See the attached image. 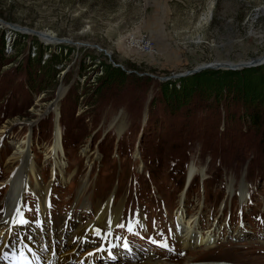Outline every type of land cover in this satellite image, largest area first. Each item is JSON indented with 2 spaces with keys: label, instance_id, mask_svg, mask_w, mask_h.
Wrapping results in <instances>:
<instances>
[{
  "label": "rangeland",
  "instance_id": "1",
  "mask_svg": "<svg viewBox=\"0 0 264 264\" xmlns=\"http://www.w3.org/2000/svg\"><path fill=\"white\" fill-rule=\"evenodd\" d=\"M17 26L71 44L45 45L39 36L14 30ZM77 43L96 45L110 57ZM37 50L43 60L51 51L62 54L53 76L28 68ZM263 54L264 0H0V211L7 207L14 168L22 172L11 160L13 147L25 142L37 173L28 176L21 208L28 223H39L53 236L71 238L81 225L97 222L89 204L101 208L118 190L112 206L119 201L117 211L122 204L125 214L111 236L122 255V244L134 253L155 254L140 226L129 231V214L146 216L148 231L154 232L178 207L182 223L185 215V224L197 215L196 231L203 236L218 224L219 232L212 233L218 238L213 248H187L173 230L162 261L183 264L203 257L264 264V122L250 126L238 104L209 109L191 103L173 111L162 103L159 82L151 77L169 78L214 59L237 62ZM107 63L134 76L122 87L102 86ZM54 102L57 116L50 108ZM57 131L60 169L52 168L49 158ZM174 163H186L185 171H172ZM189 167L199 174L181 198ZM133 175L139 179L135 186ZM53 181L48 209L40 212L38 191ZM244 183L249 196L242 206L237 192L244 197ZM156 206L162 214L158 222ZM113 215L107 211L103 223ZM95 236L88 237L99 239ZM62 247L58 252L69 243Z\"/></svg>",
  "mask_w": 264,
  "mask_h": 264
},
{
  "label": "trees",
  "instance_id": "2",
  "mask_svg": "<svg viewBox=\"0 0 264 264\" xmlns=\"http://www.w3.org/2000/svg\"><path fill=\"white\" fill-rule=\"evenodd\" d=\"M62 54L50 52L43 60V52L38 51L28 58V68L39 69L42 76H53L56 65L62 64ZM103 75L100 79L102 86H124L130 82L133 73L127 74L112 63L103 64ZM159 82V81H158ZM161 101L173 111L187 109L191 103L208 106L209 109L229 108L239 105L241 119L250 126H259L264 122V66L250 67L238 71L206 70L190 77L173 79L169 82H159ZM153 165V161H149ZM172 165V164H171ZM183 166H172L174 172H184ZM250 167V164H249Z\"/></svg>",
  "mask_w": 264,
  "mask_h": 264
},
{
  "label": "bare ground",
  "instance_id": "3",
  "mask_svg": "<svg viewBox=\"0 0 264 264\" xmlns=\"http://www.w3.org/2000/svg\"><path fill=\"white\" fill-rule=\"evenodd\" d=\"M49 35L50 38H45L43 36L38 37L45 45H51V44H70V43H66V42H57L54 38V36L52 34H46ZM150 48V47H149ZM144 49V48H143ZM217 61V60H215ZM219 62V61H217ZM239 62H244V61H239ZM58 101V100H56ZM51 110L53 109V112L56 114V116L58 115L57 113V103L54 102V104L50 107ZM49 153L51 155L50 160L53 161V168L55 169H60V163H59V157H60V153L62 151V148H60V142H59V135H58V131L56 133V135L54 136L53 139V145L51 147H49ZM14 151H13V155L11 157L12 161H17L16 163L19 165V168L22 169V172L20 173V170L16 172V174L10 178V181L7 183L8 188L10 189V194L6 199V203H7V207L5 210H3V217L8 218L12 215H15L16 213L19 212V206L17 207V202L19 201L20 197L22 196L23 191L25 190L26 185L29 184L28 183V176L30 175L33 179L35 176V168H34V164L33 162H31V158L30 156H28V149H27V145L25 142H23L21 145H17L13 147ZM12 164V163H11ZM195 173V169L191 168L190 169V173L189 175L191 177V179L193 178V174ZM39 193H41V198L39 199V203L38 205H41V208L44 210V205L47 203V196L49 195L48 190H39ZM49 197V196H48ZM49 199V198H48ZM16 204V206H15ZM100 205V204H99ZM99 205H91V203L89 204V206H92L94 208H92V210L94 211L96 209V212L99 211ZM106 208L103 210V212L101 214H99L98 217V223L97 224H101L102 220L105 219L106 217V212H107V204L105 205ZM182 211L180 210V213L177 215V220L179 222V224H181V237H182V241H184L187 245V248L189 247H195V246H203L205 249H207L206 245H212V242L215 240V238H218L217 236L214 237L212 233L215 232H219V230L214 227L213 229H208V231L206 232V236L205 238H203L200 234V231L196 229H199V224L197 223V219L199 221V218L197 217V215H193L190 217V219L187 220V224L188 227L184 226V224L181 222V220H179V216L182 215ZM113 212H115V208L113 209ZM179 212V210H178ZM109 213V212H108ZM95 215V214H94ZM97 215V214H96ZM2 217V218H3ZM1 218V219H2ZM106 221V220H105ZM92 222V221H91ZM97 224H88L86 225V227L88 228L89 232L92 234H95L98 232L97 229ZM82 226V225H81ZM218 227V224H217ZM214 229H217L216 231ZM1 231V229H0ZM77 231L78 228H77ZM73 232V231H72ZM9 230H5L2 233V236L5 234H8ZM75 233V232H74ZM198 233V235H197ZM56 237V236H55ZM83 235H81V233H79L78 236H76L75 238H72L73 240H79L80 238H82ZM59 239V242L62 243V238L57 237ZM88 238V237H85ZM51 243H48L47 240H43L41 242L42 248L44 250V253L47 254V256H50V260L52 264H64L63 261V257L64 259H72L73 256H76L75 251L77 249V245L73 244L71 245L69 243V247L68 250L61 251L62 253L58 252L61 250V247L57 246L56 249L54 248V241L53 239H50ZM190 242H192V244H190ZM32 243L34 246H36V244L38 243L37 240H32ZM93 245V244H92ZM185 245V246H186ZM101 246L103 247H108V245L106 244V236H101ZM7 245L4 246V248H6ZM92 249H87V252L81 253L84 256V259L81 260V262L85 261L86 263H91V264H107V260L102 257L101 261L98 260L100 259L99 255H96V252L98 249H95L93 246H91ZM184 247V246H183ZM3 248V250L0 251V263L2 262L1 259V255L3 253V251L5 250ZM79 249V248H78ZM186 249V247H185ZM6 251H10V249L6 250ZM58 252V253H57ZM60 254V255H57ZM66 254V255H65ZM57 258L60 259V262L57 263ZM120 258V259H119ZM124 260V258H121V256H118L115 260H114V264H120L122 261ZM129 264H134L132 261L129 262ZM136 264H171L169 262L166 261H159V260H155L152 261L151 259H148L147 261H144L143 263H136ZM183 264H231V263H225V262H221V261H207V260H203V257H201V260H193L192 258H188L185 263Z\"/></svg>",
  "mask_w": 264,
  "mask_h": 264
},
{
  "label": "water",
  "instance_id": "4",
  "mask_svg": "<svg viewBox=\"0 0 264 264\" xmlns=\"http://www.w3.org/2000/svg\"><path fill=\"white\" fill-rule=\"evenodd\" d=\"M18 32H25V33H29V34H33V35H36V36H43L45 38H50L49 35H46L45 33L43 32H39V31H36L34 29H26V28H22V27H18L16 29H14ZM55 40L57 42H66V43H70L69 40H65V39H60L56 36H54ZM71 44V43H70ZM77 45H82V46H85V47H92V48H96L98 49L100 52L104 53L106 56L110 57V54L101 49L100 47L96 46V45H86V44H82V43H77ZM216 59L210 61V63H203V64H199L198 66L192 68L190 71H186L184 73H181V74H175V75H171V77L169 78H159V77H156V76H151L152 78L156 79L157 81L159 82H169L171 81L172 79H180V78H185V77H190L191 75H194L196 73H199V72H202V71H206V70H222V71H230V70H233V71H238V70H244V69H250V67H258V66H264V54L263 55H260V56H255V57H251L250 59H246L244 62H233V61H229V60H220L219 62L215 61ZM112 65L114 67H118V68H121L123 71H125L127 74H131L132 71H126L122 66L116 64V63H112ZM150 77V78H151ZM243 183V182H242ZM245 184H243V187H244ZM240 193V201H243L244 198H243V191H239ZM244 195H245V192H244ZM243 198V199H242Z\"/></svg>",
  "mask_w": 264,
  "mask_h": 264
},
{
  "label": "built area",
  "instance_id": "5",
  "mask_svg": "<svg viewBox=\"0 0 264 264\" xmlns=\"http://www.w3.org/2000/svg\"><path fill=\"white\" fill-rule=\"evenodd\" d=\"M139 47H141L142 46V48H148V46H149V44H144L142 41L140 42H138V44H137Z\"/></svg>",
  "mask_w": 264,
  "mask_h": 264
},
{
  "label": "snow or ice",
  "instance_id": "6",
  "mask_svg": "<svg viewBox=\"0 0 264 264\" xmlns=\"http://www.w3.org/2000/svg\"><path fill=\"white\" fill-rule=\"evenodd\" d=\"M122 226V225H121Z\"/></svg>",
  "mask_w": 264,
  "mask_h": 264
}]
</instances>
